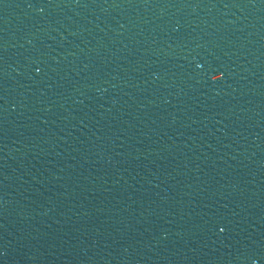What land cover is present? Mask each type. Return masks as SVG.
<instances>
[{"label": "water", "instance_id": "obj_1", "mask_svg": "<svg viewBox=\"0 0 264 264\" xmlns=\"http://www.w3.org/2000/svg\"><path fill=\"white\" fill-rule=\"evenodd\" d=\"M0 260L264 264V0H0Z\"/></svg>", "mask_w": 264, "mask_h": 264}]
</instances>
